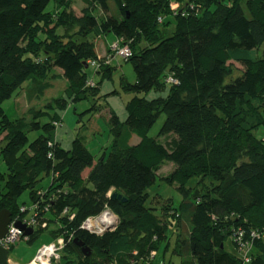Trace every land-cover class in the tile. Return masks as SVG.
<instances>
[{"label": "trees", "instance_id": "trees-1", "mask_svg": "<svg viewBox=\"0 0 264 264\" xmlns=\"http://www.w3.org/2000/svg\"><path fill=\"white\" fill-rule=\"evenodd\" d=\"M111 1L132 36H118L103 47L111 48L113 40L128 43L136 56L138 88L161 91L169 84L170 89L166 96L134 95L125 121L113 112L111 150L95 160L82 136L71 149L62 147L56 139L58 113L39 109L29 119L25 114L12 120L2 104L25 81L47 75L43 57L52 61L51 69L61 70L66 94L74 100L97 93L98 85L87 82L85 65L95 59L97 72H112L111 52L98 62L95 43L114 35L106 16ZM173 2L179 4L175 9ZM245 36L261 49L264 0H0V130L5 131L0 155L7 165L0 171V211L16 216L26 190L33 201L59 190L57 203L74 218L61 215L56 204L40 218L46 226L40 222L27 239L45 230L63 236L62 264H154L170 230L180 264H241L240 233L251 248L247 264H264V138L254 133L264 124V54L251 57L248 49L230 48ZM236 60L250 61L234 72ZM43 83L36 88L43 89ZM56 105L67 102L57 98ZM162 113L158 136H150ZM229 124L237 133L222 149L218 134ZM32 131L39 135L31 141ZM164 163L174 169L161 177ZM41 174L51 176L43 197L37 189ZM167 178L182 199L160 195L165 206L147 204V189ZM114 192L127 201L113 199ZM106 209L119 217L115 230L98 235L80 227ZM230 238L237 254L225 248Z\"/></svg>", "mask_w": 264, "mask_h": 264}, {"label": "rangeland", "instance_id": "rangeland-1", "mask_svg": "<svg viewBox=\"0 0 264 264\" xmlns=\"http://www.w3.org/2000/svg\"><path fill=\"white\" fill-rule=\"evenodd\" d=\"M181 5V3H180ZM79 7V5H77ZM176 6V5H175ZM80 10V7L78 11ZM119 12L118 7L114 1H111L108 12L106 13L107 19L110 20V29L113 31L114 35H110L109 40H104L101 45L98 39L95 41L96 49L99 53L96 60L100 62L101 56H105L110 48L107 50L105 46H108L109 42L116 37H123L125 40L127 37L132 36L129 29L125 26L124 19ZM111 31V34H112ZM117 35V36H115ZM128 39V38H127ZM130 38L129 41H133ZM114 41V40H113ZM111 42L110 45H112ZM231 49L245 48L251 51V57L254 55H260L264 51V44L261 49H257L255 42L250 36H245L239 40H234L230 45ZM258 51V52H257ZM257 52V53H256ZM136 56L134 55L132 59H124L120 56H114L110 59V67L112 72L109 76H105L102 71L97 72L96 68L89 66L87 70V82L93 81V85H98L97 93L88 92V97L81 100H74L71 96L66 94V89L68 87V81L63 77L62 72L59 68L52 66L50 64L52 61L43 57L42 62H46L48 69L46 71V76L42 78H31L25 81L19 88H17L11 97L7 98L3 102V108L6 114L12 119L16 120L21 116L27 115V118H31L39 109H44L51 114L58 113L61 116V124L57 126L56 129V139L60 141L61 145L65 149H71L73 146V140L77 136H82L85 139L91 153L95 156V160L102 158L105 153L108 154L111 150L112 143L110 139L112 138L110 117L114 112L122 121H125L128 112L126 109L127 102L134 95H142L148 98L155 96H166L169 93L170 85L164 90L156 91H144L138 88L136 82V73L134 69V61ZM94 60V59H92ZM250 60H236L232 62L234 67V72L239 69H244L249 64ZM50 63V64H49ZM45 84L39 89H37V83L39 81ZM50 84V85H49ZM95 87V86H94ZM63 98L67 102L66 107L57 106L56 99ZM94 106V107H92ZM264 115V113H263ZM49 119V117H44ZM165 120V114L162 113L156 120V123L151 128L149 134L150 136L157 137ZM0 128H1V118H0ZM237 127L235 124H229L224 127L218 134V144L222 149L227 148L231 140L236 136ZM254 133L264 138V124L258 129L254 130ZM5 131L0 130V139L4 136ZM39 135L38 131H32L29 133V138L32 141ZM172 136H165V139L170 140ZM174 166L172 163H164L160 166L158 173L162 176H166L172 172ZM7 170V165L4 162L2 156L0 155V171L5 172ZM172 175V174H171ZM40 177L43 179L37 185V189L40 191H46L51 183V176H44L41 174ZM170 178V176L168 177ZM167 178V179H168ZM169 182H161L155 184L147 189L149 193V202L156 204L155 207L165 206L167 203L164 197L171 196L175 201H180L182 195L175 187V183L168 179ZM158 183V182H157ZM62 186L61 191L63 192L64 187ZM1 189V187H0ZM160 195L162 201L160 200ZM20 204H25L30 207L32 200L30 198L29 190H26L18 199ZM157 207V208H158ZM158 213V211H156ZM159 214V213H158ZM257 217V213L255 214ZM170 239L161 243L160 250L157 252L154 264H159L161 259H165L168 264H180L181 258L173 253L176 238L174 233L170 230ZM54 240L53 235L45 230L42 232L33 242H28L22 239L21 248H30L31 246L38 244H47ZM169 242V248H166ZM42 248V247H41ZM225 248L227 251L237 254L235 246L230 238L225 243ZM15 258L24 261L21 258L22 252L17 248L14 253Z\"/></svg>", "mask_w": 264, "mask_h": 264}, {"label": "built area", "instance_id": "built-area-1", "mask_svg": "<svg viewBox=\"0 0 264 264\" xmlns=\"http://www.w3.org/2000/svg\"><path fill=\"white\" fill-rule=\"evenodd\" d=\"M176 4L171 5V8L175 9ZM112 56H121L125 59H129L133 57V50L131 45L128 43L120 41H115L112 43L110 51ZM94 63V62H93ZM170 81H173L170 79ZM91 85L93 83L91 82ZM59 192V190H58ZM58 192H53L49 198L44 199H37L33 201L31 207H27L26 205H22L20 208V212L16 214V216L12 217V221L9 224V230L3 239H0L1 246H12L15 245L20 239L28 238V235H25L23 230L16 225L18 221L25 225L27 228H34L40 222H43V226H46V222L41 220L43 218V214H48L49 211L56 205V195ZM43 197V194L41 195ZM57 205L61 210V215L67 216L70 219L74 218V214L70 212L69 208L58 200ZM32 210L33 213L31 216L26 214V212ZM23 214V215H22ZM117 216L109 209L103 211L98 216H89L81 222L80 227L84 230L94 232L98 235H103L102 232L104 231L101 227L111 226L115 222V218ZM41 220V221H40ZM112 228L110 231L115 230ZM108 233V232H107ZM242 235L237 237V240L241 242L240 248L243 250L242 252V263L247 264L250 262V246L248 243H243ZM65 245V238L63 236H58L54 239V241L47 246L43 247L37 254V256L31 261V264H62V250ZM155 252L153 253V255Z\"/></svg>", "mask_w": 264, "mask_h": 264}, {"label": "crops", "instance_id": "crops-1", "mask_svg": "<svg viewBox=\"0 0 264 264\" xmlns=\"http://www.w3.org/2000/svg\"><path fill=\"white\" fill-rule=\"evenodd\" d=\"M41 191L42 190H40L39 193H41ZM32 204H33V200H32ZM32 204L30 205V207L32 206ZM23 205H25V204L23 203ZM32 213H33V211L30 210L27 214L31 215ZM23 239L28 241V242H33L35 240V239L34 240H28L27 238L26 239L23 238ZM21 241H22V239H20L15 245L8 246V247L0 245V264H31V261L37 256L38 252L43 247L52 243L54 240H52L51 242H49L47 244H42V246L35 244V245L31 246L30 248H21V244H23ZM17 248L22 252L21 258L25 259L24 261L18 260L17 258H15L14 253H15V250Z\"/></svg>", "mask_w": 264, "mask_h": 264}, {"label": "water", "instance_id": "water-1", "mask_svg": "<svg viewBox=\"0 0 264 264\" xmlns=\"http://www.w3.org/2000/svg\"><path fill=\"white\" fill-rule=\"evenodd\" d=\"M264 54V51H263ZM86 68L88 67V64H86L85 66ZM111 197L113 199H119V200H123V201H127L126 197H123L122 194H119L118 192H114L112 193ZM12 211H10L9 209H2L0 211V239L4 238L5 235L8 232V228H9V224L12 221ZM115 222L113 225L111 226H107V227H101L104 229V231L102 232V234H106L107 232H109L112 228L117 227L118 223H119V218L116 217ZM17 226H19L24 232L25 235H31L33 234V229L32 228H27L25 227V225L21 224V223H16ZM75 241H77V244L82 246V250L84 253L86 254H90L91 253V248L90 247H86L84 246V242L83 241H79L78 239H75Z\"/></svg>", "mask_w": 264, "mask_h": 264}, {"label": "clouds", "instance_id": "clouds-1", "mask_svg": "<svg viewBox=\"0 0 264 264\" xmlns=\"http://www.w3.org/2000/svg\"><path fill=\"white\" fill-rule=\"evenodd\" d=\"M173 4H176L177 6H176V8L179 6V4L177 3V2H173L172 3V5ZM243 38V37H242ZM134 56V55H133ZM114 56H112V58H113ZM121 57V56H120ZM123 58V57H122ZM125 59V58H124ZM130 59V58H129ZM128 59V60H129ZM131 59H132V57H131ZM127 60V59H126ZM93 62H95V59L94 60H90V61H88L86 64H88V67H89V65H91V66H93L94 65V63ZM110 63V62H109ZM86 66V65H85ZM87 67V68H88ZM92 83H93V81H91ZM91 82H88V84L89 85H91ZM91 86H94V85H91ZM57 204V203H56ZM56 206V205H55ZM107 210V209H106ZM110 210V209H109ZM115 214V213H114ZM116 215V214H115ZM117 216V215H116ZM13 217V216H12ZM118 217V216H117ZM119 218V217H118ZM29 236V235H28ZM3 239V238H2ZM13 246V245H12Z\"/></svg>", "mask_w": 264, "mask_h": 264}, {"label": "bare ground", "instance_id": "bare-ground-1", "mask_svg": "<svg viewBox=\"0 0 264 264\" xmlns=\"http://www.w3.org/2000/svg\"><path fill=\"white\" fill-rule=\"evenodd\" d=\"M28 212H29V211H28ZM28 212H26V214H27ZM29 216H31V215H29ZM18 222L21 223L20 221H18ZM18 222H17V223H18ZM21 224H22V223H21ZM23 225H24V224H23Z\"/></svg>", "mask_w": 264, "mask_h": 264}]
</instances>
